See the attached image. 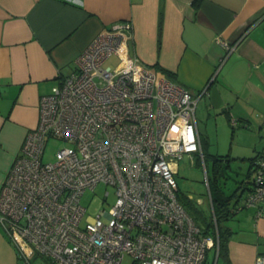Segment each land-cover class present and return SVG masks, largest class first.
<instances>
[{
	"label": "built area",
	"instance_id": "obj_1",
	"mask_svg": "<svg viewBox=\"0 0 264 264\" xmlns=\"http://www.w3.org/2000/svg\"><path fill=\"white\" fill-rule=\"evenodd\" d=\"M131 29L128 20L101 29L74 70L40 97L37 125L0 187V224L26 262L37 255L50 264H123L128 255L131 264H204L217 241L178 201L174 177L195 154L209 191L195 117L201 95L139 63L127 45ZM50 138L69 145L43 161ZM100 183L114 188L115 201L84 219L81 196ZM243 207L264 217V151L236 210Z\"/></svg>",
	"mask_w": 264,
	"mask_h": 264
},
{
	"label": "crops",
	"instance_id": "obj_2",
	"mask_svg": "<svg viewBox=\"0 0 264 264\" xmlns=\"http://www.w3.org/2000/svg\"><path fill=\"white\" fill-rule=\"evenodd\" d=\"M193 1L0 0V187L37 125L40 97L74 70L76 56L96 33L128 20L130 54L168 71L193 97L201 95L195 117L205 157L223 156L225 170L240 171L231 192L222 188L232 197L229 214L213 234L219 229L226 245L220 252L208 249L205 264H255L264 256V217L236 207L251 189L253 164L264 151V0ZM217 39L228 43L229 53ZM213 113L239 129L236 140L245 147L205 153L199 123ZM210 205L214 219L211 196ZM36 257L26 262L0 224V264H31Z\"/></svg>",
	"mask_w": 264,
	"mask_h": 264
},
{
	"label": "rangeland",
	"instance_id": "obj_3",
	"mask_svg": "<svg viewBox=\"0 0 264 264\" xmlns=\"http://www.w3.org/2000/svg\"><path fill=\"white\" fill-rule=\"evenodd\" d=\"M115 58L111 57L105 65L114 63ZM199 117V115H198ZM203 137L207 139L208 145L206 147V154H225L227 148H242L238 146L237 134L240 133L239 129H232L231 125L224 119V117L213 113L208 119H203L199 123ZM233 132V134H231ZM64 145H69L68 142H63L58 139L50 138L45 143L44 154L42 157L43 161H51L54 159L55 151ZM240 145V144H239ZM246 145H244L245 147ZM193 160L187 156H184L177 164V170L174 174L178 188L182 194L190 199L197 202L196 209L201 211V216L205 221L210 222L213 220L210 196L208 187L205 180V174L203 170L202 160L195 154ZM204 164L208 178L213 179L214 176L219 180L220 185L227 192H231L234 185V179L236 173L240 171H227L219 165L221 171H212L213 158L206 155ZM108 191V195L105 196V192ZM115 201L114 188L108 184L100 183L93 190L87 189L81 196V204L86 207L83 218L87 216H94L102 208L108 209ZM201 228L203 229L204 224L202 223ZM210 253V251H209ZM31 264H47V261L37 256ZM123 264H131V258L126 255Z\"/></svg>",
	"mask_w": 264,
	"mask_h": 264
},
{
	"label": "trees",
	"instance_id": "obj_4",
	"mask_svg": "<svg viewBox=\"0 0 264 264\" xmlns=\"http://www.w3.org/2000/svg\"><path fill=\"white\" fill-rule=\"evenodd\" d=\"M194 5L196 6L198 4V0L193 1ZM165 75L171 79V74L168 71L163 70ZM223 156H216L213 157V168L212 171H221L219 168V165H221L224 170L227 168V163H222L223 161ZM204 160H205V155H204ZM208 184H209V193L211 196V201L213 205V210H214V216H215V222L214 219L211 220L210 222H207L202 218L201 211H198L196 208L197 202L194 201L193 199L188 198L184 194H182L178 188L177 190V198L178 201L181 203L183 208L186 210V212L192 217V219L195 221V223L200 226L202 223L204 224V227L202 229L204 234H214L215 229L217 224L219 223L220 217H224L228 215L229 213V201L232 198L230 195H225L222 189V186L219 183V180L217 179L216 176H214L213 179L208 178ZM216 224V226H215ZM218 228V226H217ZM210 230L212 232L210 233ZM217 237L215 238L217 241L215 242L214 246L217 247L218 252H220L223 247L226 245V236L222 234V232L217 231ZM206 263V260L204 264ZM48 264H50L48 262Z\"/></svg>",
	"mask_w": 264,
	"mask_h": 264
}]
</instances>
